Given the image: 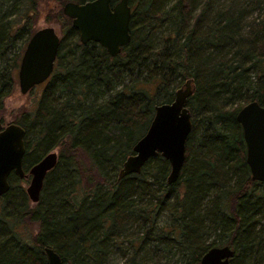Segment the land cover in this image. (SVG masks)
<instances>
[{
    "label": "trees",
    "instance_id": "16d2710c",
    "mask_svg": "<svg viewBox=\"0 0 264 264\" xmlns=\"http://www.w3.org/2000/svg\"><path fill=\"white\" fill-rule=\"evenodd\" d=\"M0 1L10 9L0 18L1 111L40 0ZM129 5L131 39L116 57L80 44L60 8L46 16L61 33L54 71L12 124L25 131V174L50 152L58 160L36 205L10 177L0 198V264H46V247L63 264H110L114 249L126 253L122 264H200L225 246L231 264H264V184L251 180L235 120L249 103L264 107V0ZM188 79L192 129L178 180L167 184L160 156L118 180L154 108Z\"/></svg>",
    "mask_w": 264,
    "mask_h": 264
},
{
    "label": "water",
    "instance_id": "95a60500",
    "mask_svg": "<svg viewBox=\"0 0 264 264\" xmlns=\"http://www.w3.org/2000/svg\"><path fill=\"white\" fill-rule=\"evenodd\" d=\"M63 14L71 20L81 44L96 43L110 57H116L130 43L129 0H119L114 6H111V0L67 3L63 7ZM58 48L59 36L54 28L44 27L32 35L17 70L21 95H26L50 78ZM194 91V82L188 79L175 90L172 102L154 108L147 131L133 146L132 155L123 162L118 180L140 174L144 165L158 156L169 165L167 184L178 180L185 162L186 142L192 129L187 101ZM235 120L242 130L251 180L264 184V107L256 102L249 103L236 113ZM24 138L23 128L16 124L4 125L0 118V198L10 190L9 179L13 174L18 179L30 178L25 194L30 204L36 205L47 174L57 164L58 154L50 152L25 174ZM44 253L46 264H63L52 249L46 247ZM232 256L229 247H213L202 255L200 264H231Z\"/></svg>",
    "mask_w": 264,
    "mask_h": 264
},
{
    "label": "rangeland",
    "instance_id": "374dc122",
    "mask_svg": "<svg viewBox=\"0 0 264 264\" xmlns=\"http://www.w3.org/2000/svg\"><path fill=\"white\" fill-rule=\"evenodd\" d=\"M57 5V2L50 1V0H43L41 1L37 6V16L35 20L34 30L41 29L44 27H54L59 32V27L55 23H48L46 22V16L49 15L51 12V9L55 10ZM9 7L6 8L2 6L0 1V18L4 15L10 14ZM9 17H13L14 15H8ZM15 90L11 96L6 98L3 102L2 110L0 111V118L3 121L4 125L12 124L16 121V119L21 115L22 112H26L30 110L34 104L35 99L38 97V95L41 92L42 86H37L33 90H31L26 95H21L18 87V81H17V71L15 74ZM56 152V151H55ZM28 179H18L16 176L13 178V181L17 184V187L23 189L24 191L29 185ZM30 203V202H29ZM31 205V204H30ZM33 206V205H31ZM166 221V216L162 218L161 222ZM132 232L135 233V227L131 228L128 231V234H131ZM216 239V236H211L209 238V241H212ZM126 245L124 244L123 248L126 249ZM123 250H116L114 249L112 251V254L110 255V264H122L127 257H125ZM130 253V252H129Z\"/></svg>",
    "mask_w": 264,
    "mask_h": 264
},
{
    "label": "flooded vegetation",
    "instance_id": "af4514ba",
    "mask_svg": "<svg viewBox=\"0 0 264 264\" xmlns=\"http://www.w3.org/2000/svg\"><path fill=\"white\" fill-rule=\"evenodd\" d=\"M41 1H43V0H40V2ZM50 1H55V2H57V5H56V9L55 10H53V9H51V12H50V14L53 12H56V11H58L59 10V8H60V10H61V12H62V14H63V7H64V5L65 4H67V3H75V4H84V3H86V2H91V1H94V0H50ZM119 0H111V6H114L117 2H118ZM39 2V3H40ZM38 3V4H39ZM38 6V5H37ZM129 7H130V10H131V13H132V6H130L129 5ZM12 12V11H11ZM29 16H37V9H36V13L35 14H32V13H29L28 14ZM63 16H64V14H63ZM65 17V16H64ZM67 18V17H66ZM67 19H69V18H67ZM70 20V19H69ZM71 21V20H70ZM57 25V24H56ZM58 26V25H57ZM72 26V25H71ZM59 27V26H58ZM52 28H54V27H52ZM42 29V28H41ZM55 29V28H54ZM74 29V28H73ZM37 30H39V29H36V30H34V28H33V33H32V35L37 31ZM55 31H56V33H57V35L59 36V45H60V38H61V33H60V27H59V32L55 29ZM78 33V32H77ZM32 35L29 37V39H28V41L30 40V38L32 37ZM79 40V39H78ZM28 41H27V43H28ZM27 43H26V45H27ZM88 43H90V42H88ZM81 44V43H80ZM82 45H86V44H82ZM59 49V48H58ZM54 66H55V63H54ZM53 71H54V69H53ZM53 74V73H52ZM52 76V75H51ZM50 76V77H51ZM50 79V78H49ZM48 81V80H47ZM45 83V82H44ZM43 83V84H44ZM42 85V84H41ZM11 176H13V174L11 175ZM15 176V175H14ZM10 180V179H9Z\"/></svg>",
    "mask_w": 264,
    "mask_h": 264
}]
</instances>
